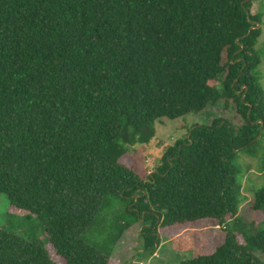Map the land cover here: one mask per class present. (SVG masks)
Segmentation results:
<instances>
[{"label":"trees","instance_id":"1","mask_svg":"<svg viewBox=\"0 0 264 264\" xmlns=\"http://www.w3.org/2000/svg\"><path fill=\"white\" fill-rule=\"evenodd\" d=\"M257 2L0 0V195L65 264H120L83 238L108 197L142 223V254L166 235L191 253L180 264H264V186L250 231L226 225L238 221L234 156L264 131ZM220 101L239 126L210 111ZM193 112L211 122L136 175L130 147ZM0 264L54 262L40 240L0 229Z\"/></svg>","mask_w":264,"mask_h":264},{"label":"rangeland","instance_id":"2","mask_svg":"<svg viewBox=\"0 0 264 264\" xmlns=\"http://www.w3.org/2000/svg\"><path fill=\"white\" fill-rule=\"evenodd\" d=\"M256 4V12L262 13L260 19L262 35L256 49L262 56L264 53V0H260ZM256 73L264 94V58ZM220 106H224L223 101L219 102V107H210V111L216 117L222 115L223 120L229 122L234 128L239 126L233 105L227 107L223 113ZM210 122L209 115L196 112L187 114L178 120L155 121L153 123L154 138L148 144L130 147L136 163L134 167L136 175L145 178L154 171L156 162L161 160L164 152L170 146L177 140L183 139L195 126L208 125ZM232 165L236 168L238 221L233 219L226 225L236 236H240L244 234V231H250V222L254 217L252 214L254 194L264 186V131L262 138L254 146L235 154ZM10 209L7 197L0 195V229L26 240H40L54 264H65L64 259L57 256L51 248L44 235L43 225L37 219L20 216L18 213L11 212ZM202 227L206 229L203 232L206 237L213 234L208 223L203 224ZM141 229L142 223L129 212V202L108 197L83 238L120 264H180L191 258L189 252L177 253L174 251L171 247V239L166 235L159 237L158 247L153 254H142ZM253 255L264 262V258L260 254L254 253Z\"/></svg>","mask_w":264,"mask_h":264},{"label":"water","instance_id":"3","mask_svg":"<svg viewBox=\"0 0 264 264\" xmlns=\"http://www.w3.org/2000/svg\"><path fill=\"white\" fill-rule=\"evenodd\" d=\"M259 25H256V27H258Z\"/></svg>","mask_w":264,"mask_h":264}]
</instances>
